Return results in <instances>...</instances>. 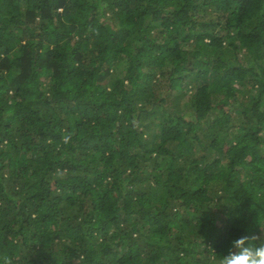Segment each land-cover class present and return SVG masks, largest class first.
<instances>
[{
	"label": "trees",
	"instance_id": "obj_1",
	"mask_svg": "<svg viewBox=\"0 0 264 264\" xmlns=\"http://www.w3.org/2000/svg\"><path fill=\"white\" fill-rule=\"evenodd\" d=\"M253 235L264 0H0V257L217 264Z\"/></svg>",
	"mask_w": 264,
	"mask_h": 264
},
{
	"label": "clouds",
	"instance_id": "obj_2",
	"mask_svg": "<svg viewBox=\"0 0 264 264\" xmlns=\"http://www.w3.org/2000/svg\"><path fill=\"white\" fill-rule=\"evenodd\" d=\"M72 136L73 133L66 132L61 137L62 142L70 144ZM0 264H13V259L7 255L2 256ZM217 264H264V239L253 235L233 240L228 254L219 256Z\"/></svg>",
	"mask_w": 264,
	"mask_h": 264
}]
</instances>
